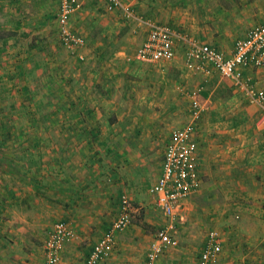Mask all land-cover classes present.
I'll use <instances>...</instances> for the list:
<instances>
[{
	"label": "crops",
	"instance_id": "crops-1",
	"mask_svg": "<svg viewBox=\"0 0 264 264\" xmlns=\"http://www.w3.org/2000/svg\"><path fill=\"white\" fill-rule=\"evenodd\" d=\"M80 1L79 12H86L83 18L87 20L89 27L92 28L94 22L89 21L90 16L92 14V16L96 17L97 10L101 8V4H98L97 0ZM160 1L162 0H148V2L141 4L140 9L142 8L153 14V12H157L164 6ZM190 1L188 0V4H186L187 32L182 26L179 27L187 35L189 30L191 34L203 39L201 41L208 42L229 53L236 39L244 35L238 36L236 39L233 38L235 27L230 24L234 23L230 11L226 13L218 11L221 14L218 19L228 24L216 25L217 28L213 31L212 24L216 23L215 20H211V18L216 17L214 10H212L214 7H211V9L208 6L209 4H204L202 8V3H199L198 7H194L196 3L191 4ZM262 1L264 0H254L252 3L253 6L259 4L257 11H253L252 16H250L251 21H256L255 23L264 22V2ZM124 4L129 5L127 3ZM46 16L48 15L46 14ZM238 19L243 22L240 17ZM204 20L207 21L205 22ZM163 22H167L172 26L175 25L168 20H163ZM255 23L251 24L254 25ZM245 24H249V19ZM227 25H230V29H228ZM240 28L242 32L245 30L244 26ZM6 29L10 37L18 31L15 26L7 27ZM139 32H141L139 36L140 41H142L147 35L148 26L144 29L140 27ZM96 33L95 30L90 29L85 34L92 39L83 50L86 55L84 63H90V67L92 65L91 69H88L90 73L86 74L85 78L77 74L76 77H79L77 78L79 82L75 88L70 89V95H68L76 96V98L71 97L76 102V104H73V106H76L74 110L82 112V115H85V121L79 122L73 119L72 121L64 122L65 127H77L79 130L82 129V131L80 130V135H70L68 138L56 136V139L54 138L55 143L65 144L68 142L66 144L68 145L67 150L64 152L55 151V153L47 152V157L46 153L42 156V158H48V161H51L50 165L53 160L55 161L52 165L54 173L48 177L47 181L54 180L57 182L54 183V186L52 185L53 187L49 183L47 186L42 185L41 188L45 189L46 192H38L39 196L45 197L41 201L38 199L39 205H36L37 203L33 201H28L27 198L24 202L17 201L20 199H16L13 196L14 193L12 192L14 191L9 189V187L6 190L0 189V264H43L45 259L43 246L45 238L54 222L59 219L67 220L76 232V235L65 243L61 253L60 264H85L93 245L117 217L123 193L128 194L132 202L133 222L130 227L116 233V244L112 253L101 264H147V252L158 229L169 224L172 219L173 221L176 219V215L172 218L164 213L161 214L162 218L160 219L152 215V213H148L152 211L151 208L159 206L151 190V185L161 171L164 148L169 140L170 132L162 146L159 171L152 177L147 187L143 188L142 167H137L131 161L132 159H137L143 162L144 143L140 135H142L145 127L146 111L156 112L155 116H151L150 119L155 118L157 122L159 120L164 121L169 127L170 125H175V123L177 126H181L183 123L180 124V120L179 122L165 121L164 117L160 115V111L167 109L169 105L167 96L165 97L166 101L150 100V103L160 102L157 108H143L140 106L138 114L140 118L142 116V123L140 122L133 127L132 135L130 134L132 131L127 132L124 131L125 129L119 131L122 137L117 139L119 134L115 135L117 141L109 132L112 126L114 129L117 127L116 123L110 122L104 125L103 121L97 123V121L88 118V115L93 116L92 113L94 114L95 110L98 111V109L91 104L92 100L91 97H88L87 92H102V86H109V88L118 87L115 72H119V68L113 62L118 59V64L121 65L125 57L130 56L129 58L132 60L137 58L134 56L135 49L131 55L126 56L127 49L122 46L112 48L109 54L105 55L106 49L103 47L112 46V44H104L98 41L95 36ZM130 34L134 35L133 32L128 31V35ZM105 37L106 34H104L103 38ZM118 37L113 41H119L120 38L118 39ZM6 38L8 39L9 36ZM232 39L233 44L229 48V41ZM178 43H176V51L178 50ZM111 51L112 53H110ZM104 56L110 59V63L108 60H103ZM164 61L166 60L151 62ZM111 62L114 66L109 68L114 71L113 73H109L103 66L106 63L111 64ZM199 73L207 75L204 72ZM247 73L252 74L258 80L259 85L264 87V66L248 69ZM157 77L147 73L139 76L137 85L133 86L132 89L128 88L126 95L134 92L137 97L135 103L140 105L143 100L147 99V93L155 92L156 87L152 85L151 81L157 82L155 80ZM230 81L232 83L231 79ZM198 82L199 80H197ZM197 83L194 85H197ZM99 85H102L101 88L97 87ZM127 86L128 84L125 85V87ZM213 92L214 90H211L204 99L210 102L209 108L212 109L215 107V103L211 100V97L217 94L212 95ZM55 93L58 94V89L51 91V95ZM246 103L245 107L250 109L252 114H245L246 119L244 122L247 123V126H250L254 124V120L259 113V107L255 103L248 101ZM170 105L173 106V104ZM125 108L127 110L133 109L130 105ZM232 121H234V118L229 121L227 119L222 120L219 117L213 119L208 124V129L211 130L208 137L202 136L203 134L206 135L205 129H202L201 123H198L197 137L200 145L203 182L198 191L193 193L190 199H185L177 211V213H180L181 208L183 210L186 208L185 214L182 215V218L186 219V237L181 238L182 235L179 232L175 234L178 239V245L169 246L163 251L160 256V264H198L207 236L205 231L210 226L223 227V233H221L223 245L221 264L237 263L236 257H241L238 264H264V131L256 130L255 128L256 132L252 134L250 131V134L244 129L245 126L242 124H228ZM60 126H62V123ZM129 126L130 124L123 123V127L128 128ZM137 133L138 136H136ZM109 142H115L118 145L117 151L114 150L110 154V156L118 157L117 161H106ZM78 145L81 146L80 150L77 149ZM99 159H102V162ZM2 162L3 158L0 157L1 167L3 165ZM131 167L134 169L132 170ZM119 168L124 173L119 172ZM94 171L99 176L104 174L101 183L97 181L96 183L91 177ZM106 176L112 180H108ZM241 176H245V185H240L238 177ZM208 178L210 183L207 180ZM103 181L106 184H103ZM114 181L117 182L114 183ZM211 181H215V183L211 185ZM241 187L242 190L240 189ZM236 191L239 192L235 193ZM243 191L246 192L247 196L246 205H240L239 200L236 201L235 197L236 194L239 195ZM204 196L207 200H213L215 197L222 198L223 196L226 204L236 203V207H242L241 219L237 220L231 215H227L226 210L222 209V203L214 202L213 205H202V197ZM141 208L148 209L147 216L142 218V222L140 221L141 218L138 220L137 218L139 217H135V212ZM201 208H203V211H200ZM173 232H177L175 228H173ZM184 240H186L185 243H181L179 246L180 241L183 242Z\"/></svg>",
	"mask_w": 264,
	"mask_h": 264
},
{
	"label": "rangeland",
	"instance_id": "rangeland-1",
	"mask_svg": "<svg viewBox=\"0 0 264 264\" xmlns=\"http://www.w3.org/2000/svg\"><path fill=\"white\" fill-rule=\"evenodd\" d=\"M97 1L98 4H101V8L97 10L96 17L92 16V14L90 16L89 21L94 22L92 28L89 27L87 20L83 18L86 12H79L80 7L73 12L71 17V20L73 18L71 23H73L74 29L86 38L85 44L80 48V53L84 57L79 58L75 52L70 51L60 40L57 0H0V157L3 158V165L1 164L2 167L0 166V189L6 190L7 187L12 189L14 191L12 192L14 195H12L16 199H20L17 201L24 202L27 198L28 201H33L37 203L36 205H39V200H44L43 198L45 197L38 194L40 191L46 192L45 189L41 188L42 185L47 186L49 183L51 186H54V183L57 181H47L48 177L54 173L52 165L55 161L53 160V163L50 165L51 161H48V158H42V156L46 153L47 157V152L55 153V151L64 152L67 150L68 145L66 144L68 142L65 144L55 143L56 136L68 138L70 135H80V130L82 131V129L79 130L77 127H65L64 122L72 121L73 119L79 122L85 121V115H82V112L78 110H74L76 106H73V104H76V102L71 97L76 98V96H68L70 95V89L75 88L79 82L77 79L79 77H76V75L80 74V77L82 75L85 78L86 74L90 73L88 69L92 67V65L90 67V63H84L86 55L83 50L92 40L90 36L88 37L85 34L90 29L95 30L97 32L95 36L98 41L104 44H112V46L107 45L103 47L106 49L105 55H108L112 48L122 46L124 49H127L126 56H128L134 52L136 44L140 41V27L144 29L148 26L147 22L141 21L134 14L128 15L121 6H110L111 0ZM121 1L129 4L128 6L136 11L135 15L144 18L152 16L160 21L168 20L172 24H175L173 25L174 27L181 30L185 28L186 30V4H188V0H162L160 2L164 6L157 12H153V14L148 13L142 8V10L140 9L141 4L148 2V0ZM253 2L254 0L190 1L191 4L196 3L194 7H198L199 3H202V8L204 4H209L210 8L214 7L211 9L214 10L217 18H211V20L216 21L215 24H212L213 31L216 30V25L222 26L223 24H228L218 19L221 15L218 11H224L225 13L230 11V15L234 21V23L230 24H233L235 27L234 39L245 34L253 25L251 23L256 22L251 21L250 16H252L253 11H257L256 9L259 4L253 6ZM248 19L249 24H245L248 22ZM204 21L206 22L207 20ZM11 26L18 28V31L10 37L7 34L6 28ZM179 26H182V28ZM241 26H244V33L240 28ZM227 27L230 29V25H227ZM128 31L133 32L134 35H128ZM102 33L106 34L105 38H103L104 34ZM188 35L192 39L203 40L191 34L189 30ZM7 36H9L8 39L6 38ZM117 37L120 40L113 41ZM229 43L228 47L230 48L233 44V39ZM177 47L178 50L175 53V58L164 62H147L138 60L137 58L136 60H132L129 56L125 57L124 62L119 65L118 59H115L116 62L113 63L119 68V72H115L118 87L109 88V86L99 85L97 87L101 88L102 86V92H87L88 97H91V104L94 108L98 109V111L95 110L94 114L92 113L93 116L88 115V113V118L97 121V123L103 121L104 125L110 122L116 123L117 127L114 129L112 126L109 131L115 139V135H118L122 129L130 132L134 130L133 127L141 122L142 116L140 118L138 114L140 106L143 108H157L161 101H166L165 97L167 96L169 105L167 109L160 111V115L164 117L165 121L179 122L180 120V124H184L188 120L187 118L190 117L189 106L191 99L195 96L204 100L208 93L214 90L212 95L217 94L213 95L211 100L214 101L215 107L213 109L209 108L210 102L204 100L205 109L202 111L199 119L201 128L205 129L204 132L206 133V135L203 134L202 136H210L211 130L208 129V124L218 117L222 120L227 119V121L234 118V121L228 124H242L248 133L251 131L254 134L256 132L255 128L256 130L264 131V128L256 125L258 115L254 120V124L250 122L252 125L247 126V123L244 122L246 119L245 114L250 115L252 111L245 107L247 100L231 83L229 78L222 77L214 69V71L211 70L207 75L188 69L185 65L186 44L179 39ZM103 48L101 47V49ZM106 57L104 56L103 60L109 61L110 59ZM113 63H104L105 65H103L109 73L114 72L109 68L114 66ZM145 73L158 76L155 79L157 82L151 81L156 89L151 94L147 93V99L143 100L139 105L135 103L137 97L134 95V92L128 95L126 93L129 90L128 88L132 89L133 86L137 85L138 77L143 76ZM197 80H199L198 83ZM195 83L199 85H194ZM126 84H128L127 87H125ZM54 89H58V94L51 95V91ZM151 99L153 101H155L154 99H158L160 102L150 103ZM170 104H173V106ZM128 105L133 109L127 110L125 107ZM127 113L129 114L126 116ZM155 113L146 111L145 114L147 116L144 120L145 127L142 135H140L144 143L143 162L137 159H132L131 161L137 167H142L141 171L144 177L143 188L147 187L152 177L158 173L164 140L171 129L177 126L175 123V125L173 124V126L170 125L169 127L164 121L159 120L157 122L155 118L150 119L151 116H155ZM124 122L130 124V126L128 128L123 127ZM61 123L62 126H60ZM154 126L156 127L154 128ZM130 134L132 135L133 131ZM227 135L229 136V134ZM136 136H138V133ZM119 137H122V134H119L117 139ZM80 147L78 145L77 149ZM99 147L103 148L102 146ZM107 148L109 151L106 154V161H117L118 157L110 156L114 150L117 151V143L109 142ZM99 160L102 162V159ZM131 169L133 170L134 168L131 167ZM118 171L121 172L120 168ZM98 176L99 174L96 171L92 172L91 177L93 180L101 183L104 174ZM106 178L112 180L107 176ZM238 178L240 179V185L246 184L245 176ZM207 180L210 183V179L208 178ZM214 183L215 181H211V185ZM103 184H106V182L103 181ZM240 189L242 190V187ZM237 192L239 191L235 193ZM8 193L11 194L9 191ZM235 197L236 201L239 200L240 205L247 204L245 191L240 192L239 195L236 194ZM225 201V197L223 196L222 198L215 197L213 200H207L205 196L202 197V205H213L214 202L222 203V209L226 210L227 215H231L237 220L241 219L242 207H236L237 204L233 202L232 204H226ZM227 201L229 200L227 199ZM157 207L151 208L152 211L150 212H148L147 208H141L135 212V217H139L137 218L138 220L141 218L140 221L142 222V218L147 216L148 212L161 219V214H164V212L159 206ZM185 210L186 208L184 210L181 208L180 213L176 214V219L173 222L174 228L177 231L175 234L179 232L182 235L181 238L186 237V219L182 218ZM200 211H203V208ZM213 228L223 233V227L210 226L205 231L207 232V236L208 232ZM185 241H180L179 246L181 243L184 244ZM236 258L237 263L235 262L234 264H238L241 259V257Z\"/></svg>",
	"mask_w": 264,
	"mask_h": 264
},
{
	"label": "built area",
	"instance_id": "built-area-1",
	"mask_svg": "<svg viewBox=\"0 0 264 264\" xmlns=\"http://www.w3.org/2000/svg\"><path fill=\"white\" fill-rule=\"evenodd\" d=\"M61 42L79 58L84 55L80 48L85 44V36L78 33L72 23L73 12L81 5L80 0H57ZM121 6L128 15H133L148 23L147 35L136 47L134 56L144 61L173 59L176 43L181 39L186 44L185 65L194 72L208 74L211 70L230 78L244 98L259 107L256 125L264 128V87L248 69L264 66V22L255 23L247 32L236 39L229 53L208 42L192 39L184 30L152 16L141 17L121 0H111L110 6ZM205 101L193 97L189 106V119L183 125L173 127L165 144L162 167L157 179L151 185L157 204L163 212L175 217L183 201L198 191L202 185L200 145L197 127ZM133 222V205L128 194L123 193L117 217L111 226L93 245L85 264H101L107 259L116 244V233ZM173 219L158 229L147 252V264H160V256L169 246L178 245L173 232ZM76 235L71 224L64 219L54 222L45 241L43 264H60L65 243ZM221 232L211 229L199 256L198 264H221L223 249Z\"/></svg>",
	"mask_w": 264,
	"mask_h": 264
}]
</instances>
